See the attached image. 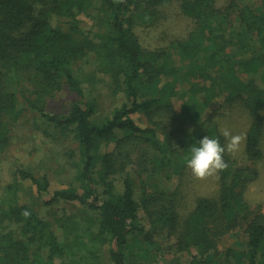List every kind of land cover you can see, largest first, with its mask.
<instances>
[{"label":"trees","instance_id":"obj_1","mask_svg":"<svg viewBox=\"0 0 264 264\" xmlns=\"http://www.w3.org/2000/svg\"><path fill=\"white\" fill-rule=\"evenodd\" d=\"M174 17L186 26L168 37ZM139 29L161 43H141ZM62 91L65 110L49 111ZM16 127L72 147L51 171L40 160L39 177L11 164L0 264H264V206L248 197L264 182V0H0V158ZM224 128L246 143L218 177L196 180L190 146L225 145ZM54 176L66 187L48 194Z\"/></svg>","mask_w":264,"mask_h":264},{"label":"rangeland","instance_id":"obj_2","mask_svg":"<svg viewBox=\"0 0 264 264\" xmlns=\"http://www.w3.org/2000/svg\"><path fill=\"white\" fill-rule=\"evenodd\" d=\"M228 0H218L219 4H222L223 2L225 3ZM246 1V0H245ZM251 1V0H249ZM255 1V0H254ZM82 24L84 26H87L88 23L87 21L82 22ZM186 26V22L182 19H180V17H174L171 18L168 23L164 24L163 29L166 27V33L169 36H179L185 29ZM138 36L140 37V41L141 43L144 42L147 46H157V44H160L161 41L159 42L160 38H162V36H164V34L159 31V32H149L146 29H144L142 31V29H139L138 31ZM168 37L166 39V41L168 40ZM165 41V42H166ZM80 67L82 68V72L86 73V72H90L92 69L90 68L89 65H85L84 63H82L80 65ZM92 67V66H91ZM94 68V67H92ZM98 72V71H97ZM97 72H94L97 73ZM93 81H92V86H93V90L94 93L96 92V94L99 93L100 95V99H99V112L101 114V116H105L108 112V107H107V103H106V92L104 89V82L106 81V78L101 75L100 73L96 74V76H92ZM88 87V86H87ZM184 89V88H183ZM200 96V95H198ZM72 99V96L67 94L65 91H62L61 93H59L54 99H51L48 102V108L49 111L55 112V113H59V112H63L66 108V105H68V102ZM181 103L180 100H175L174 101V105L179 106ZM215 106H213L214 108ZM22 117H27L25 115H23ZM24 119V118H23ZM36 119V115H34V117H29L28 120L25 121H29L30 123L28 124V126L30 127V125L35 121ZM133 119L136 123H138L139 126H143L140 118L137 115L133 116ZM23 121V120H22ZM238 123V118L237 117H232L230 119H228L227 121L225 120L223 122V124L225 126H227L229 129H233L234 132L236 131L235 129L238 128L237 126ZM25 131V130H24ZM27 132V131H25ZM13 134L16 135V139L13 141V144L10 147V151L8 153V155H6L5 157L2 156L0 158V182L5 181L8 178V175H10L9 169L11 168V164L14 162L17 165L21 164L22 165H29V164H34V167L32 169L34 176L35 177H39L42 172L37 168L38 162L41 160L42 163L44 162L47 166V170L51 171V169L54 168V160L56 157H61L62 154L64 152H66L69 148L72 147L71 143L69 142V140H66L68 142L63 141L62 143H59L58 147L54 146V145H49L46 144L44 142H47L46 140L40 139L39 136L37 135V133L35 134L34 131H30L28 134V138H23L25 137L24 134L21 130H19L17 127L14 128V132ZM34 138V139H33ZM34 149L36 151V154L33 155V157L31 158V156H28V151ZM30 157V158H29ZM62 158V157H61ZM57 159V158H56ZM58 163V162H56ZM264 174V171H263ZM262 174V175H263ZM50 180V187L48 188V194H51L54 190H59L62 188L66 187V184L64 182V179H60L59 177H52L49 178ZM30 185V182H24V186L28 187ZM34 187H31L32 190V195L35 196V192L33 191ZM249 198L251 199L250 202L251 203H261V205L264 206V182L263 181H258L256 183H254L251 187H249ZM44 198V197H43ZM55 208V206H54ZM38 209V208H37ZM41 211H43V207L41 208ZM233 243V239L228 238L224 241V246H227L228 244ZM160 264V263H159Z\"/></svg>","mask_w":264,"mask_h":264},{"label":"clouds","instance_id":"obj_3","mask_svg":"<svg viewBox=\"0 0 264 264\" xmlns=\"http://www.w3.org/2000/svg\"><path fill=\"white\" fill-rule=\"evenodd\" d=\"M116 2H122V0H116ZM220 135L224 137L225 145H221L219 138H210L205 135L197 142V145L190 146V157L186 161V167L196 180L204 181L218 177L228 168L225 153L235 154L246 143L244 134H233L228 128L222 129ZM21 215L27 219L31 212L26 209Z\"/></svg>","mask_w":264,"mask_h":264}]
</instances>
